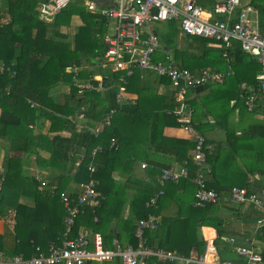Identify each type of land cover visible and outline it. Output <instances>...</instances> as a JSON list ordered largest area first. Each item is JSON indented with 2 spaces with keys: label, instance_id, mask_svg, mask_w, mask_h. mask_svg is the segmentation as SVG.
<instances>
[{
  "label": "crops",
  "instance_id": "obj_1",
  "mask_svg": "<svg viewBox=\"0 0 264 264\" xmlns=\"http://www.w3.org/2000/svg\"><path fill=\"white\" fill-rule=\"evenodd\" d=\"M244 2L250 3L249 0ZM6 3L7 0H0V15L3 10V15L0 16V24H5L10 17L9 11L7 10L5 12ZM212 5L210 7L201 6L210 11ZM81 23L80 17L73 15L69 25H60V29H58L63 33L67 32L68 36H72ZM104 35L105 32L102 33V36ZM180 37L181 35L178 32V38ZM170 45L168 44L162 47V51L171 53L169 49ZM234 50L235 47L230 50L233 56L231 65L235 61ZM244 54H246V59H243L244 62L242 61L236 67L231 66L233 74L223 82L211 83L205 89L202 88L199 91H192L187 95V103L192 109V125L196 132L204 137L206 144L209 146L205 151L206 161L204 164L209 169L205 174V178L207 186L217 192V200L213 204H206L205 206L194 205L196 185L193 182V177L195 171L192 167L190 169L188 167L186 177H181L176 184L168 183L165 185L166 193L159 201L160 206L158 211L156 213H148L146 218L151 215L157 223H160L163 239L166 238L164 241L165 246H161L164 249L175 250L184 256H196L204 251L205 237H214V243L219 257L221 256L218 252L221 250L224 256L223 259L240 261L242 257L235 253L234 247L238 245L246 246L259 253L263 258L264 264V231L262 232V229H264V201L261 205L250 203L244 206L241 203L232 202L229 197V189L233 186H245L249 191L258 193L264 197L260 193L261 189L264 188V109L258 107L255 110H249L241 102L237 103L238 83L245 81L250 85L255 84V75L259 72L260 65L249 54L245 52ZM97 61L100 62L99 60ZM1 65L3 66L2 61H0ZM81 65L88 72H94L93 69L95 68L96 74L93 76L88 74L85 78H80L78 75L79 68L75 67L73 69L74 75L77 74L81 81L88 80L89 77L94 79L98 78L95 80H99L103 86L104 81L108 77L106 73L102 74L98 72V69L103 67H99L98 65L97 67H91L86 63H81ZM100 65L102 66L101 63ZM208 67L212 68L210 66ZM67 69L71 68L67 67ZM212 69L217 70L216 68ZM198 70L195 69L193 72H197ZM225 70H227V66H224V68L218 71ZM113 72L116 71L112 70ZM231 79L235 82L234 92L236 93L237 99L236 97L231 98L230 94H227L228 89L231 87ZM142 84H145L146 87H155L157 94L161 95L168 105H172L171 98L174 95V90L170 86L169 81L166 83L160 80L158 75L152 79L145 76L144 73H140L135 89L131 93L127 91V97L124 103L129 99H133L134 101L137 99V93ZM64 88L63 86H59L55 90L56 94L54 93V97L58 102L63 100L61 94L66 92ZM224 97L228 101L227 105H225ZM155 98L160 105V101L156 95ZM222 101L224 104H222ZM175 104V100H173L172 106L174 107ZM9 106V103L6 104V107ZM172 109L169 106L166 108L167 115H158L156 110H151L153 118L137 129L141 130V132H146L147 135L153 133L157 138L151 141L149 136H144L142 133V137H135L133 144L126 143L123 146L126 153L121 154V162L118 166L120 172H112L110 175L113 181L115 179L122 180V182L126 180L128 169L132 165L133 160L135 162L138 161L136 164L134 163L135 166L133 164L132 168L134 177L131 180H135L134 184H141L143 180L148 178L145 175V169H143L142 164H145L146 167L150 162L155 167L154 179L162 169L180 167L182 163H179L176 157L181 155V152H177L176 150L181 151V145L183 144L184 146L189 141L192 143V147L187 152V156L188 158L191 157L194 149L193 145H195L194 135L183 130L179 125L172 124L174 119L169 116V114H172ZM111 110H113V114L110 117V123L112 122L111 119L114 117L116 108L110 109L107 115ZM1 112L2 107H0V115ZM5 118L10 124L14 123L9 115ZM48 123L46 119H39L34 124V134L45 135ZM94 124L95 126L92 128L94 132L102 129H98L100 122ZM85 126L84 119L78 118L75 130L79 132L81 129L86 128ZM11 128L13 127L10 126L8 130ZM3 132L0 133V175L2 170L6 174L11 172L6 166H19L22 175H28V179L20 178L16 174L11 173L12 180L20 184L25 183L29 187H36L41 193L43 201L39 204L40 206H37V212L39 213L37 216L22 214L19 217L17 215L18 210L16 209V205L23 204L28 207H33L34 200L29 196L19 194L12 187H3L0 178V190L3 194V196L1 195L2 201L0 206L6 205V209L2 212L0 211V253L5 259H9L16 254H22L28 258L38 255L40 252L47 253L51 244H61L65 238L63 234L64 223L61 218L63 216L62 211L64 205H62L61 199L54 198L56 193L54 189L57 187L55 180L58 178L62 179L61 176L63 178L66 177L65 179L68 182L65 185V191L69 194L71 192H77L79 182L73 180L75 169L72 168L71 173L64 175L61 163L51 164L48 162L54 151V148L53 150L49 149L51 147L47 148L38 145L35 147L34 152L18 153L17 149L11 147V136L9 134H3ZM56 133L62 135L69 134L66 130L57 131ZM5 155L12 157V160L6 166H3ZM148 157H150V161ZM105 169L110 170V161H107ZM54 177L58 178L53 180ZM42 180L47 185L40 187ZM11 184L13 183L11 182ZM124 191H128L126 196L128 195V198L129 196L132 198L134 190L131 186L120 189L118 192L122 196ZM156 193L157 191L153 194ZM113 195V198H116L117 192ZM131 198L123 202L121 199H113L116 203L112 205L113 209L119 216H111V214L105 215L104 212L100 216L101 220H99V223L101 227L99 229L95 225H92V222L98 220V216H94L91 219V223L80 225L78 228L76 227L77 231L87 229L89 233H99L102 237L103 246L106 248H113L115 246L114 240L122 247H136L138 239L132 230L136 227L135 225H137L138 220L141 219V216L139 217V214H137V209L140 207L141 201L136 202L133 200L131 203L132 199H134ZM131 205L132 209H130ZM164 219L168 223H163ZM78 232L73 234L72 228L70 237L76 236ZM56 235H60L61 238L54 241ZM87 264H120V262L118 259H115L110 262L91 261Z\"/></svg>",
  "mask_w": 264,
  "mask_h": 264
},
{
  "label": "trees",
  "instance_id": "obj_2",
  "mask_svg": "<svg viewBox=\"0 0 264 264\" xmlns=\"http://www.w3.org/2000/svg\"><path fill=\"white\" fill-rule=\"evenodd\" d=\"M44 1L48 0H7L5 12L8 10L10 17L5 24H0V61L3 62V69L0 71V107H2L0 133L4 131L3 134L11 136V147L17 149L20 154L28 151L34 152L35 147L38 145L47 148L51 147L49 148L50 150L54 148L52 157L48 162L51 164L61 163L64 175L71 173L72 168H74L73 180L78 182L88 179L86 165L89 161L88 156L91 148L95 145L101 146L102 149L95 159L97 167L95 177L98 179L97 190L100 192L101 197L98 205L86 207L84 213L78 215L73 226V234L78 232V226L91 223V219L94 216H98V220L92 222V225L99 229L101 227L99 223V220H101L100 216L104 212L105 215L119 216L113 209L112 205L116 204L113 199L118 197L116 200L121 199L123 202L131 198L130 196L128 198V195L126 196L129 190L124 191L122 196L118 192L120 189L129 186L134 190V194H132L134 199L131 198V203L133 200L136 202L141 201L139 208L135 206L138 208L137 214L141 218H146L148 213H156L158 211L159 201L166 193L165 185L168 183L176 184L177 182L167 181L163 186L160 185L163 193L158 195L159 197H157L155 204L149 206L146 205L147 201L154 195L153 193L161 189L158 184L161 170L154 179L155 167L149 162L143 168L145 169V175L148 177L145 179L146 181L142 179L143 182L141 184H134L135 180H131L134 177L132 168L133 164L138 161L135 162L133 160L125 181L122 182V180L119 181L117 179L113 181L110 175L112 172H120L118 166L121 162V154L126 153L123 147L126 143L133 144L135 137H142V133L144 136H149L151 141L157 138L155 134L147 135L146 132H141L137 128L153 118L151 110H156L158 115H165L168 106L172 109L174 95L171 98L172 105H168L164 98L157 94L155 87H146L145 84H142L135 101L129 99L126 103L119 106L115 99L118 72H113L112 76L107 77L101 90L85 91L78 94L73 85V69L75 67L81 68V63H88L91 67L96 63V48L100 45L99 40H101L102 46L101 35L106 26V18L86 10L84 5L81 6L70 2L52 20L45 21L40 18L37 8L38 4ZM197 2L203 5L201 3L202 0H197ZM249 2L260 9L263 19L264 0H249ZM2 15L3 10L0 16ZM73 15H78L82 23L72 36H68L67 33L61 32L59 27L60 25H69ZM178 32L179 29L177 34ZM169 47L171 53L167 52L172 55L174 63L191 71L200 70L208 66L221 70L224 66H227L222 56V48L217 42L210 39L183 35L179 38V42H174ZM234 55L235 61L231 66L236 67L242 61L244 62L243 59H246V54L239 46H235ZM67 67L71 69L68 71ZM239 68L241 67L239 66ZM88 74L93 76L96 73L93 71L88 72L86 68H82L78 73L80 78H85ZM139 75L140 70H135L133 75L127 78L126 89L128 92L131 93L135 89ZM160 80L166 83L169 81L165 77H160ZM92 81L95 85L98 84L97 80ZM210 84L203 85V89ZM59 86L68 88V91L61 94L63 100L58 102L54 97V93ZM155 95L159 99L160 105L156 101ZM8 103L10 106L6 107ZM81 107H84L83 119L86 128L78 132L75 130V125ZM112 108H116V112L113 115L114 117H112L113 119H111L110 125L103 126L101 130L94 132V129H92L95 126L94 123L101 122ZM7 115L14 121L13 124L7 121L5 118ZM169 116L174 119L172 124L178 126L175 116L173 114H169ZM39 119H46L49 122L45 135L34 134V124ZM10 126L13 128L8 130ZM64 130L68 131L69 134L56 133ZM44 137L45 139H43ZM111 138L115 139L113 145L111 144ZM44 140L45 142L43 143ZM191 147L192 143L189 141L184 146L183 144L181 145V151L176 150L181 152V155L176 157L179 163L183 164L185 160L190 159L187 156V152ZM77 150H83L87 157L82 160L79 166L75 167L73 160L76 158ZM149 159L150 157H148ZM11 160L12 157L5 155L3 166H6ZM107 161H110V170L105 169ZM188 167L189 169L192 167L195 171L191 161H189ZM6 168L10 169L11 172L6 174L2 170L0 175L2 186L5 188L12 187L19 194H24L34 200L33 207L23 204L16 205L17 215L19 217L22 214L37 216L39 214L37 206H40L39 204L43 201L41 193L36 187H29L25 183L20 184L12 180L11 173L16 174L20 178L28 179V175H22L19 166H6ZM61 177L62 179L58 177L53 179L58 178L55 180L57 187L54 189L56 191L54 198L58 200L61 199L59 194L61 191H65V185L68 182L65 179L66 177ZM11 182L15 185L11 184ZM115 192H117V196L113 198ZM74 194L76 192H71V196H74ZM1 195L3 196L0 190V203L2 201ZM61 203L64 205L63 202ZM5 209L6 205L0 206L1 212ZM130 209H132V205ZM62 212L63 216L61 218L63 220L65 206ZM165 222L168 223L164 219L163 223ZM134 228L132 230L133 234ZM160 228V223L156 222L155 227L144 231V237L148 245L165 246L164 241L166 238L163 239ZM263 231L264 229H262ZM59 238H61L60 235H56L54 241ZM218 253H220V258L223 259L222 251L219 250Z\"/></svg>",
  "mask_w": 264,
  "mask_h": 264
},
{
  "label": "built area",
  "instance_id": "obj_3",
  "mask_svg": "<svg viewBox=\"0 0 264 264\" xmlns=\"http://www.w3.org/2000/svg\"><path fill=\"white\" fill-rule=\"evenodd\" d=\"M72 0H48L40 2L37 6L39 16L45 21H50ZM88 11L106 18L105 28L112 30L101 35L102 46L97 50L96 59L102 58L111 66L113 71L119 72L117 77V104H124L127 97V78L135 70L151 71L159 77L169 80L174 90L175 106L171 113L175 116L178 125L185 131L194 135L195 145L189 160L184 161L180 167L162 169L158 177L159 185L167 181L177 182L188 174L189 161L195 168L193 182L194 205L205 206L213 204L218 198L217 192L208 187L205 174L209 169L205 166V151L209 147L204 137L197 133L192 125V109L187 103L188 93L195 91L197 86L209 83H221L233 74L231 61L233 56L230 50L239 48L249 54L260 65L259 72L255 75V84L245 81L238 83L237 97L249 110L258 107L264 109V18L259 8L243 0H214L210 11L204 9L197 0H85L83 4ZM162 21L177 22L181 36L191 35L213 40L222 48V56L227 63V70L218 71L209 67L193 72L188 68L178 66L168 52H163L158 40V33L153 25ZM217 45V44H216ZM105 63V62H104ZM102 61V66L106 65ZM107 64V66H109ZM3 66L1 65L0 71ZM92 80L81 81L78 75L73 76V85L78 94L85 91H99L101 82L95 85ZM84 107L80 108L79 117H83ZM113 110L105 115L99 128L109 125ZM97 129V130H98ZM114 138L111 143H114ZM101 146L96 145L91 150V156L101 151ZM81 162L75 163L79 166ZM145 167V164H142ZM88 179L78 183V191L71 196L66 191H61L59 196L65 206L63 218L65 238L61 244H51L47 253L24 257L16 254L9 259L2 257L0 264H87L91 261L110 262L118 259L120 264H263L262 256L246 246H235L234 251L242 257L240 261L221 259L217 255L214 237H205L204 251L196 256H184L175 250L164 249L157 245H148L144 231L153 228L156 220L149 215L138 220L134 235L138 239L136 247H122L114 240L113 248L103 246L99 233H89L87 229L80 230L76 236L70 233L79 214L84 213L86 207L98 205L101 197L97 190L98 179L95 177L96 164L90 161L86 165ZM47 185L45 181L40 187ZM160 189L151 196L146 205H153ZM260 193L264 195V188ZM230 200L244 206L250 203L261 205L264 197L249 191L245 186H233L229 189ZM260 222V220H258Z\"/></svg>",
  "mask_w": 264,
  "mask_h": 264
},
{
  "label": "rangeland",
  "instance_id": "obj_4",
  "mask_svg": "<svg viewBox=\"0 0 264 264\" xmlns=\"http://www.w3.org/2000/svg\"><path fill=\"white\" fill-rule=\"evenodd\" d=\"M185 0H182V2H184ZM200 1V0H199ZM244 1H246V0H243V2ZM72 3H76V4H79V5H83L84 3H85V0H72L71 1ZM198 3V2H197ZM204 6H206V7H210V5H212V3H213V0H202V2H201ZM6 23V22H5ZM112 25H113V23L111 22V27L110 28H105L104 29V31L103 32H105V33H108V32H110L111 30H112ZM153 28L155 29V30H157V32H158V40H159V44H160V47L162 48V47H164V46H166V45H168V44H173V42H179V38H178V34H177V31H178V29H177V22H174V21H162V22H158V23H156V24H154L153 25ZM64 33H67V32H64ZM181 43V42H180ZM99 47L98 48H96V54H97V50H100L101 49V40H99ZM170 45V46H171ZM172 48V47H171ZM93 58H95V57H93ZM96 59V58H95ZM93 60V59H92ZM102 60H103V63L104 64H106V65H103V66H101L100 65V63H102V61H100V62H98V61H96V63H95V61H94V65H93V67H97V65L99 66V67H103V68H97L98 69V72H101L102 74H107L108 76H112V70H111V66H110V64H108L103 58H102ZM98 63V64H97ZM86 64H88V63H86ZM107 64L109 65V66H107ZM89 66H90V64H88ZM1 67V66H0ZM82 68H84V67H81V68H77L78 70H81ZM85 69V68H84ZM68 71L70 70V69H67ZM94 70V72L96 73V71H95V68L93 69ZM140 73H144V75L145 76H147V77H149V78H152V79H154L155 78V76L157 77V75L154 73V72H151V71H140ZM88 78V77H87ZM86 78V79H87ZM94 79V78H93ZM95 79H98V78H95ZM84 80V79H83ZM217 88H219V87H217ZM234 88H235V82H234V80H232L231 79V87L228 89V92H227V94L229 95L230 94V96H231V98L232 97H236V93L234 92ZM65 89V91H67V89L68 88H64ZM222 89H223V87H222ZM56 94V93H55ZM224 99H225V102H226V104L225 105H227L228 104V101H227V99H226V97H224ZM236 99H237V97H236ZM238 102H241L239 99H237V103ZM222 104H224V102L222 101ZM4 146V145H3ZM91 150H92V148H91ZM91 150H90V152H89V156H88V159H89V161H88V163L90 162V161H92L94 164H96V161H95V159H96V157H97V154L99 153V151L96 153V155H94L93 157L91 156ZM78 152V153H77ZM76 155H75V159L73 160V162H74V166H75V163L76 162H78V161H80V162H82V160H84V159H86V153L83 151V150H81V151H76ZM87 163V164H88Z\"/></svg>",
  "mask_w": 264,
  "mask_h": 264
},
{
  "label": "water",
  "instance_id": "obj_5",
  "mask_svg": "<svg viewBox=\"0 0 264 264\" xmlns=\"http://www.w3.org/2000/svg\"><path fill=\"white\" fill-rule=\"evenodd\" d=\"M203 87L202 86H197L196 88H195V91H199V90H201Z\"/></svg>",
  "mask_w": 264,
  "mask_h": 264
},
{
  "label": "clouds",
  "instance_id": "obj_6",
  "mask_svg": "<svg viewBox=\"0 0 264 264\" xmlns=\"http://www.w3.org/2000/svg\"><path fill=\"white\" fill-rule=\"evenodd\" d=\"M78 118H83V117H79V114H78Z\"/></svg>",
  "mask_w": 264,
  "mask_h": 264
}]
</instances>
